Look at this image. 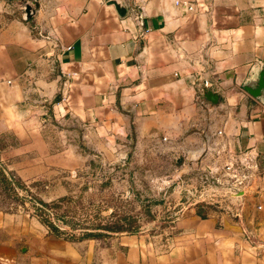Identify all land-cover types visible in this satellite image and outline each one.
<instances>
[{
  "label": "crops",
  "instance_id": "1",
  "mask_svg": "<svg viewBox=\"0 0 264 264\" xmlns=\"http://www.w3.org/2000/svg\"><path fill=\"white\" fill-rule=\"evenodd\" d=\"M110 1L0 0V167L34 184L98 159L178 196L209 178L236 216L184 206L104 241L0 207V264H264V104L242 88L264 0Z\"/></svg>",
  "mask_w": 264,
  "mask_h": 264
},
{
  "label": "rangeland",
  "instance_id": "2",
  "mask_svg": "<svg viewBox=\"0 0 264 264\" xmlns=\"http://www.w3.org/2000/svg\"><path fill=\"white\" fill-rule=\"evenodd\" d=\"M146 173L96 159L87 169L14 190L0 183V207L48 219L69 239L153 233L171 224L182 202L173 185L158 190Z\"/></svg>",
  "mask_w": 264,
  "mask_h": 264
},
{
  "label": "built area",
  "instance_id": "3",
  "mask_svg": "<svg viewBox=\"0 0 264 264\" xmlns=\"http://www.w3.org/2000/svg\"><path fill=\"white\" fill-rule=\"evenodd\" d=\"M189 10L192 8L189 6ZM232 170L231 166H226L225 171L230 172ZM201 189L199 188H192L190 190H183L180 194L181 198V208L182 209L185 205L187 206H196V205H203V206H210L215 208L220 212L227 213L228 215L235 217L237 213V209L234 205L230 204L225 196L218 195L215 187L209 178H202L201 181ZM205 189H209L208 193H203Z\"/></svg>",
  "mask_w": 264,
  "mask_h": 264
},
{
  "label": "water",
  "instance_id": "4",
  "mask_svg": "<svg viewBox=\"0 0 264 264\" xmlns=\"http://www.w3.org/2000/svg\"><path fill=\"white\" fill-rule=\"evenodd\" d=\"M110 4L115 6V9L119 16H123L125 10L120 6V4L112 0ZM25 20H28L32 16V10L29 7L24 8ZM259 68L251 73V78L249 81L242 86L243 90L247 92L251 97L258 99L264 104V61L260 62ZM203 97L210 103L216 104L218 102V93L212 91L207 86H201Z\"/></svg>",
  "mask_w": 264,
  "mask_h": 264
},
{
  "label": "trees",
  "instance_id": "5",
  "mask_svg": "<svg viewBox=\"0 0 264 264\" xmlns=\"http://www.w3.org/2000/svg\"><path fill=\"white\" fill-rule=\"evenodd\" d=\"M0 183L4 185L5 189L14 190L15 187H22L23 182H21L19 179L14 177L12 174H6L2 168L0 167ZM11 186V187H10ZM43 206L45 204L43 202H40ZM44 225H46L54 234L60 235L58 228L54 226L48 219H41L40 220Z\"/></svg>",
  "mask_w": 264,
  "mask_h": 264
}]
</instances>
